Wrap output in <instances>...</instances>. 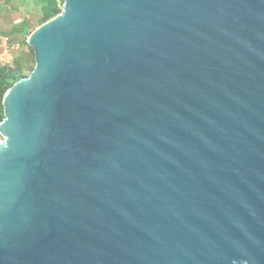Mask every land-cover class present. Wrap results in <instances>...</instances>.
I'll return each instance as SVG.
<instances>
[{
  "label": "water",
  "instance_id": "95a60500",
  "mask_svg": "<svg viewBox=\"0 0 264 264\" xmlns=\"http://www.w3.org/2000/svg\"><path fill=\"white\" fill-rule=\"evenodd\" d=\"M28 45L0 264H264V0H63Z\"/></svg>",
  "mask_w": 264,
  "mask_h": 264
},
{
  "label": "rangeland",
  "instance_id": "374dc122",
  "mask_svg": "<svg viewBox=\"0 0 264 264\" xmlns=\"http://www.w3.org/2000/svg\"><path fill=\"white\" fill-rule=\"evenodd\" d=\"M62 7L63 0H0V83L6 77L31 73L35 59L28 39L38 27L59 15Z\"/></svg>",
  "mask_w": 264,
  "mask_h": 264
},
{
  "label": "trees",
  "instance_id": "16d2710c",
  "mask_svg": "<svg viewBox=\"0 0 264 264\" xmlns=\"http://www.w3.org/2000/svg\"><path fill=\"white\" fill-rule=\"evenodd\" d=\"M57 11L52 12V14H55ZM25 77H19V78H13V77H6L4 79H1L0 83V124L2 123L4 119V108H3V97L5 93L19 80Z\"/></svg>",
  "mask_w": 264,
  "mask_h": 264
}]
</instances>
